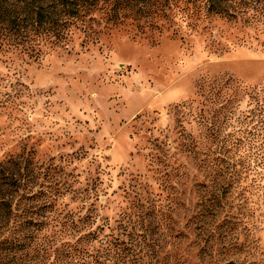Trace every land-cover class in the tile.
<instances>
[{
    "label": "rangeland",
    "instance_id": "rangeland-1",
    "mask_svg": "<svg viewBox=\"0 0 264 264\" xmlns=\"http://www.w3.org/2000/svg\"><path fill=\"white\" fill-rule=\"evenodd\" d=\"M144 22L99 12L58 46L0 42V160L22 153L33 190L57 201L8 264H59L64 215L97 216L129 264H264L263 194L242 189L264 178V34L190 4ZM192 136L248 169L220 204L194 187Z\"/></svg>",
    "mask_w": 264,
    "mask_h": 264
},
{
    "label": "trees",
    "instance_id": "trees-1",
    "mask_svg": "<svg viewBox=\"0 0 264 264\" xmlns=\"http://www.w3.org/2000/svg\"><path fill=\"white\" fill-rule=\"evenodd\" d=\"M188 4L194 12L203 7L206 15L239 22L264 34V0H0V42L19 45L22 37L33 32L45 36L52 46H58L67 38L70 28L87 15L103 12L107 22L112 24L138 18L148 20L150 23L144 22V25L151 27L153 18H167L175 9L185 12ZM121 12L124 13L122 19L119 18ZM17 37L21 38L17 40ZM190 143L189 150L194 157L202 156L199 166L204 176L194 187L203 189V193L214 197L215 204H220L217 196L240 188L246 180L241 174L248 169L244 170L243 165L236 162L217 159L216 155L212 157L208 150L199 151L194 136ZM23 156L21 153L0 160V257L5 259L2 264H8L11 251L23 250L37 239L46 228L45 220L52 217L53 204L57 202L42 189L33 190L37 175L28 179L29 172L23 165L27 158ZM261 168L264 171V167ZM246 187L263 194L264 201V178H252L242 189ZM40 216L44 221L36 222ZM62 219L65 221L61 226L68 231L65 232L68 238L61 245L59 264H129L121 256L112 254L123 247V242L100 235L104 224L91 229L97 216L85 215L75 220L72 215H64ZM68 220L70 223L66 225ZM93 243L99 248L94 249ZM155 264L159 262L156 260Z\"/></svg>",
    "mask_w": 264,
    "mask_h": 264
}]
</instances>
